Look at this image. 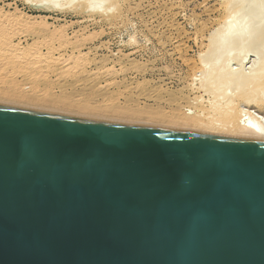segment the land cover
I'll return each mask as SVG.
<instances>
[{
	"label": "water",
	"instance_id": "95a60500",
	"mask_svg": "<svg viewBox=\"0 0 264 264\" xmlns=\"http://www.w3.org/2000/svg\"><path fill=\"white\" fill-rule=\"evenodd\" d=\"M0 264H264V141L0 104Z\"/></svg>",
	"mask_w": 264,
	"mask_h": 264
},
{
	"label": "rangeland",
	"instance_id": "374dc122",
	"mask_svg": "<svg viewBox=\"0 0 264 264\" xmlns=\"http://www.w3.org/2000/svg\"><path fill=\"white\" fill-rule=\"evenodd\" d=\"M234 1L237 4L238 0ZM234 1L106 0L103 5H100L101 7H98V11H90L81 7L78 9H47L42 7L39 0H0V16L4 17L3 19L0 17L2 19H0V28L5 30L4 32L0 29V33L2 32L0 38L2 40V37L6 35L5 37L11 40L8 41L9 46L4 44L5 51L2 50L3 40L7 38L0 41L2 43L0 51L9 53V51H6V47L8 50L11 45H15L16 50L14 51L17 53L23 54L26 51L25 56L23 54L24 57H26V54L27 56L31 54V51L34 55L46 53L57 57H51L48 60L49 62L47 61L49 68L46 67L45 62L40 64L38 66L39 71L38 69L36 71L37 67L34 68V65L37 64L24 66L26 64L24 58L11 59L14 55L10 57L11 55H4L5 53L0 54V58H2L0 60V76L2 75L0 77V104L87 119L143 125L148 124H145L144 120L142 122L125 121L116 118L115 115L117 114L113 113L131 112L143 119V115L149 113L150 110L161 112L170 110L171 112L181 113L182 110L188 112L194 111L204 104L206 106L213 99L214 94L216 93L217 97V93L220 94L224 88H232V90L230 88V91L228 89L227 94L234 92V88L231 86L232 83L229 81L230 76L232 77L233 68V71H235V68L240 66V69H236L237 72L244 71V69L245 72L246 69L249 72L250 65L254 64L258 67L257 62L264 54V42L262 46H259L261 51L258 46L254 49V45L251 47V45L245 43V39L247 42L246 37L240 40V47L235 50L227 43L228 46L225 47L232 48L230 56L238 55L237 59L234 56L236 61L234 57L227 59L230 62L226 61L227 64L229 63V65L226 64L229 66L228 68L231 67V74L227 80L229 84L225 86L218 83L215 85V89L214 86L210 89V93L205 90L208 94H204V89L202 92L201 90L197 91L196 87H199L200 81L207 77V75L202 74L204 71L200 69V59L204 57V51L207 50L209 36L221 24L220 22L227 19L237 24L241 23L240 25L243 27H240L244 36L246 30L247 35L248 30L250 32L249 27L246 28V25L250 23L248 26H252L253 22L257 24L260 12L263 11L262 13H264V9L260 10L257 17L255 14L257 15L258 12L253 10L252 12H256L254 14L250 12L252 18L250 15L247 16L246 13L248 9L250 10L249 7H257L258 3L262 1L253 0L250 1L249 6H246L245 4L248 5L249 3L247 0L246 3L245 1L241 3L244 6L243 11L242 9L240 11L239 8V11L236 10L238 14L235 12L234 14L230 13L231 16H228L227 9ZM224 9L227 11H224ZM249 19L258 21L252 20L251 23ZM262 19L263 22L259 23V27L260 25L264 26V18ZM252 27L251 29L255 31L258 25ZM226 51L225 54H227ZM235 51L239 53H235ZM70 53L72 56H70ZM239 54H241L240 56L242 54L246 55L240 65L237 62ZM197 56L200 58L199 63ZM66 60L68 61L67 64ZM64 64L70 67H66ZM191 65L194 66V69ZM63 66L65 68H62ZM244 66L245 68L241 69ZM195 71L198 73L196 74ZM200 74L204 77L202 78ZM192 75L193 78L195 77L193 81L191 80ZM233 76L236 75L233 74ZM32 77L33 79H31ZM210 79L212 78L210 77ZM196 81L200 83L198 82L197 85ZM189 83H194V86ZM226 89L222 92L225 95ZM210 94L213 97H210ZM198 95H200L199 100L202 97L200 102L203 100L201 105L200 102L198 103ZM193 98L194 102L192 101ZM185 103L188 105L190 103V105L185 106ZM193 106L197 108L194 109ZM177 108L179 109L177 110ZM251 111L264 118V111L260 113L255 107H252ZM98 112H111L114 119L112 120L113 117H99ZM149 125L151 124L149 123ZM156 126L163 127L161 125Z\"/></svg>",
	"mask_w": 264,
	"mask_h": 264
},
{
	"label": "bare ground",
	"instance_id": "6f19581e",
	"mask_svg": "<svg viewBox=\"0 0 264 264\" xmlns=\"http://www.w3.org/2000/svg\"><path fill=\"white\" fill-rule=\"evenodd\" d=\"M40 2H41V5H42V7L43 8H50V9H78V8H84V9H89L90 11L91 10H93V11H98V7H101L100 5H103L104 4V2L106 1V0H39ZM226 1V0H225ZM231 1V0H230ZM234 1V0H233ZM237 1V0H236ZM239 1V0H238ZM238 1H237V4L235 3V1L234 2H232V5L230 4V7L227 9V6H226V9L228 10V16H231V14L230 13H237V11L236 10H238L239 11V8H240V11H241V9H242V11L244 10V6L241 4V3H243L244 1H245V3H246V1L247 0H241V1H239L240 2V4L238 3ZM250 1H253V0H248V5H247V3L245 4L246 6H249L250 5ZM259 1V0H258ZM228 2V1H227ZM261 2H263V3H261ZM260 3H258V6L256 7V6H252V7H249L250 8V10L248 9L247 10V13H246V15L248 16V15H250V17L252 18V14H254L256 11L258 12L257 13V15L255 14V16H257L258 17V15H259V11L260 10H262V9H264V1L262 0ZM108 3V2H107ZM225 3V2H224ZM229 3H231V2H229ZM227 4V3H226ZM40 5V6H41ZM105 5H106V3H105ZM241 5L243 6V8L241 7ZM253 5V4H252ZM225 6V5H224ZM246 6H245V8H246ZM112 7V6H111ZM255 7V8H254ZM248 8V7H247ZM252 8V9H251ZM97 9V10H96ZM227 10H225L224 9V11H227ZM253 10H256L255 12H252ZM250 12H252V14H250ZM263 12V11H262ZM262 12H260L261 14L259 15V17H258V20H259V22L257 23L256 21H258V20H256V19H249L250 20V22L252 23L253 21L252 20H256L255 22L257 23V24H255L254 22V25H253V23L251 24L252 26H256V25H258V28L254 31V30H252L253 29V27L252 26H248V25H250V23L249 24H247L246 25V28L247 27H249L248 29H250V32H249V30H248V35H247V30H246V28H245V30H246V32H245V34L246 35H244L243 36V32H242V29H241V27H243V26H241L239 23L237 24L236 22L234 23V21H228L227 19H225V21H223V22H220L221 24H219V26L217 27V28H215L214 29V31L211 33V35L209 36V38H208V43H207V45L208 46H206V48H207V52L206 51H204V57L202 58V59H200V58H198V56H197V60H198V63H199V61L201 60V65L199 64V66L201 67L200 69L202 70V71H204L202 74L204 75V76H206L207 75V77H205L204 79H202V81H200L201 82V86L199 85V87L197 86L196 87V89H197V91H199V90H201V92L203 91V89H204V94L206 93V94H208L206 91H208L209 93H210V89L213 87L214 89H215V85H217L218 83L219 84H224L225 86H226V84H229L228 82L230 81L231 83V86H233V93L231 94V92H229V94H227V91H228V89H229V91H230V88L231 87H227L228 89H226V88H224V89H226V95H225V93L223 94L222 92L224 91V89H223V91H221V89L219 88V87H217L220 91H221V93L219 94V93H217L218 94V96L216 97V93L214 94L215 96L213 97V96H211L212 94H210V97H213V99L212 100H210L208 103V105H206L205 106V104L204 105H202V106H200L201 105V102L203 101H201L200 102V100L202 99V97L200 98V100H199V96L200 95H198V103L200 102V105L198 104V106H200L199 108H197L196 106H193L192 108H197L196 110H194V111H186V112H184L183 110H182V112L180 113V112H177V111H173V112H171L170 110L169 111H155V110H153V111H149V113H147L146 115H143V119L141 118V117H139L138 115H136L135 113L134 114H132L131 112H123V113H121V114H119V113H113V114H117V115H115L116 116V118H120V119H122V120H130V121H136V122H142L143 120H144V123L145 124H148L149 125V123L151 124V125H153V126H156V125H161V126H165L164 128H166V127H170V129H176V130H181V129H185V130H188V131H195V132H202V133H206V134H211V135H221V136H230V137H237V138H250V139H257V140H263L264 141V118H263V116H258V115H256V114H254V113H252V111H254V109H252V111H251V108L252 107H255V108H257V110H259L260 111V113H262L263 111H264V54L263 55H261V60H260V58H259V62H257V65H258V67H256L254 64H252V66L250 65V67L251 68H249L250 69V71L249 72H247L248 71V69H246V72H245V69H244V71L243 70H241V71H236V69L238 68V69H240V66L239 67H237V68H235V71H233V69H232V77L230 76V74H231V67L230 68H228L229 66H227V65H229V63L227 64V62L226 61H228L227 59H229L230 57H232V56H230L231 55V53H232V51H230V50H232V48H234L233 50H235V49H237L238 47H240L239 46V42H240V40H242L243 38H247V42H246V39L244 40V42L245 43H247V44H249V45H251V47L254 45V49H255V47H259V46H262V44H263V42H264V26H261L260 25V27H259V23H261V22H263L262 20V18H264V13H262ZM1 13V12H0ZM227 13V12H226ZM240 13H243V12H240ZM238 14V13H237ZM227 15V14H226ZM241 15V14H240ZM243 15H245V14H243ZM246 15H245V17H246ZM262 15V16H261ZM5 16V15H4ZM22 16H24V15H22ZM237 16V15H236ZM242 16V15H241ZM240 16V17H241ZM2 19L4 18V17H2V16H0ZM224 17H226V16H224ZM256 17V18H257ZM0 18V19H1ZM18 18V17H17ZM227 18V17H226ZM243 18V17H242ZM255 18V17H254ZM1 19V20H2ZM8 19V18H7ZM19 19H21L20 17H19ZM18 19V20H19ZM23 19V18H22ZM24 19H25V17H24ZM230 19V18H229ZM238 19H240V18H238ZM260 19H261V21H260ZM4 20H6V19H4ZM3 20V21H4ZM28 20V19H27ZM3 21H2V23H3ZM6 21H8V20H6ZM25 21V20H24ZM236 21V20H235ZM5 22V21H4ZM9 22V21H8ZM12 22V21H11ZM21 22V21H20ZM238 22V21H237ZM19 23V22H18ZM244 23V22H243ZM246 23V22H245ZM247 23H248V21H247ZM8 24H10V23H8ZM264 24V23H263ZM11 25V24H10ZM43 25V24H42ZM239 25V26H238ZM5 26V25H4ZM7 26V25H6ZM31 26V25H30ZM241 26V27H240ZM245 26V25H244ZM45 27V26H44ZM251 27H252V29H251ZM28 28V27H27ZM243 28V29H244ZM0 29H2L1 31H4L5 32V30H3V28H0ZM6 29V28H5ZM252 30V31H251ZM8 31V30H7ZM3 32V33H4ZM1 35L0 36H2V32L0 33ZM5 34H8V33H5ZM4 34V35H5ZM50 34V33H49ZM6 36V35H5ZM5 36H3L2 38L4 39V38H7V39H2L3 40V45L4 44H6V46H7V44H8V46L10 45L9 43H8V41L10 42L11 40H8V37H5ZM11 39V38H10ZM47 39V38H46ZM1 40V38H0V41H2ZM7 41V42H6ZM56 41V40H55ZM230 42V43H229ZM243 42V43H244ZM1 43V42H0ZM227 43H228V45H230L232 48H230L229 49V47H225V46H228L227 45ZM12 44V43H11ZM15 44V43H14ZM224 44H226V45H224ZM0 45H2V43L0 44ZM63 45V44H62ZM224 45V46H223ZM240 45H243V44H240ZM246 45V44H245ZM248 45V46H249ZM247 46V45H246ZM245 46V47H246ZM5 45L3 46V49L1 48V46H0V48L2 49V50H4L5 48ZM41 47V46H40ZM250 47V46H249ZM10 48V49H9ZM8 48V50H7V47H6V51H9V53H5L4 51L2 52V51H0V54L2 55V54H4V55H11L10 57H12L13 55L15 56H13L11 59H14V58H20V59H22V58H24V60H25V63L26 64H24V62H22L23 64H24V66H26V65H31V64H37V65H34V68L35 67H37L36 68V71H37V69L39 68L38 66H40V64H42V63H45L46 62V64L49 62L48 60L51 58V57H54L53 55H49V54H39V55H34V53L32 54V51L30 52L31 54H28V56H27V54H26V57H24L25 56V52L23 53L24 54V56H23V54L22 53H20V52H16V51H14V50H16L15 49V45H11L10 47ZM55 48V47H54ZM225 48H227L226 50L228 51H230V52H227L226 50H224ZM263 48H264V46H263ZM241 49V48H240ZM246 49H248V48H246ZM245 49V50H246ZM259 49H260V47H259ZM223 50H224V52L226 51V53L227 54H225L224 52H223ZM253 50V49H252ZM15 53H14V52ZM28 51V50H27ZM240 51V50H239ZM247 51V50H246ZM260 51H261V49H260ZM262 51H263V49H262ZM34 52V51H33ZM238 52V51H237ZM236 51H235V53H237ZM243 52H245V51H243ZM242 52V53H243ZM253 52V51H252ZM259 52V51H258ZM257 52V53H258ZM29 53V52H28ZM37 53V52H36ZM50 53V52H49ZM62 54H63V52H61ZM61 53H58V54H60V55H62ZM239 53V52H238ZM259 53H261V52H259ZM258 53V54H259ZM264 53V52H263ZM233 54H234V52H233ZM247 54V53H246ZM256 54V53H255ZM57 55V54H56ZM59 55V56H60ZM200 55H202V54H200ZM241 54H239V58H238V63H239V65H240V63L242 64L243 62V60H244V58H245V54H242V56H240ZM244 55V56H243ZM70 56H72V54L70 53ZM236 57V59H237V54H234L233 55V57ZM256 56V55H255ZM259 56H260V54H259ZM258 56V57H259ZM56 57V56H55ZM54 57V58H55ZM232 57V58H233ZM235 57H234V59H235ZM4 58V57H3ZM9 58V57H8ZM57 58V57H56ZM59 58V57H58ZM63 58V57H62ZM231 58V59H232ZM2 58H0V60H1ZM10 59V58H9ZM19 59V60H20ZM53 59V58H52ZM51 59V60H52ZM70 59V58H69ZM200 59V60H199ZM234 59H232V61H234ZM236 59H235V61H236ZM4 60V59H3ZM2 60V61H3ZM7 60V59H6ZM55 60V59H54ZM71 60V59H70ZM69 60V61H70ZM203 60V61H202ZM10 61V60H9ZM13 61V60H12ZM48 61V62H47ZM63 61V60H62ZM67 61V60H66ZM194 61V60H193ZM234 61V62H235ZM255 61V60H254ZM258 61V60H257ZM226 62V63H225ZM228 62H230V60L228 61ZM236 62V64L238 65V63ZM63 63V62H62ZM64 63H65V60H64ZM68 63V61L66 62V64ZM191 63H193V62H191ZM260 63V64H259ZM49 64H51V63H49ZM227 64V65H226ZM9 65V64H8ZM10 65H12V64H10ZM65 65V64H64ZM195 66H196V64H194ZM235 65V64H234ZM27 66V67H28ZM66 66V65H65ZM65 66H63L62 68H65ZM69 65H67L66 67H68ZM192 66V68L194 67L193 65H191ZM190 66V67H191ZM46 67H48V64H47V66ZM51 67V66H50ZM70 67V66H69ZM198 67V66H197ZM19 68V67H18ZM49 68V67H48ZM188 68V67H187ZM242 68H245V66L244 67H241V69ZM247 68V67H246ZM253 68V70L251 71V69ZM256 68V69H255ZM24 69V68H23ZM54 69V68H53ZM59 69V68H58ZM194 69V68H193ZM198 69V68H197ZM200 69H199V73H200ZM230 69V70H229ZM69 70V69H68ZM0 71H1V68H0ZM38 71H39V69H38ZM55 71H56V69H55ZM207 71V72H206ZM57 72V71H56ZM190 72L192 73V71H191V68H190ZM196 72V71H195ZM205 72H206V74H205ZM7 73V72H6ZM24 73V72H23ZM38 73V72H37ZM198 72H196V74H197ZM237 73V74H236ZM39 74H40V72H39ZM65 74V73H64ZM233 74L234 75H236L235 77L233 76ZM33 75V74H32ZM199 75V74H198ZM208 75H210L209 76V78L211 77L212 79H210L209 80V78H208ZM2 76V75H1ZM0 76V77H1ZM26 76V75H25ZM189 76V75H188ZM200 76H201V74H200ZM199 76V77H200ZM204 76H201L202 78L204 77ZM229 76H230V78H229ZM36 77V76H35ZM190 78H191V75H190ZM228 78H229V81H227L228 80ZM231 78H232V80H231ZM234 78V79H233ZM1 79V78H0ZM31 79H33V77L31 78ZM35 79V78H34ZM45 79V78H44ZM189 79V78H188ZM193 79H195V77L193 78V75H192V81H193ZM196 79L198 80V77H197V75H196ZM208 79V80H207ZM199 81H196L195 83H197V85H198V82ZM199 82V83H200ZM189 84H191V83H189ZM194 84V83H193ZM193 84H191V85H193ZM190 85V86H191ZM223 85V87H225ZM194 86V85H193ZM192 86V87H193ZM219 86V85H218ZM227 86H229V85H227ZM192 87H189L190 89L192 88ZM220 87H221V85H220ZM199 88V89H198ZM216 88V89H217ZM187 89V88H186ZM206 90V91H205ZM231 90H232V88H231ZM212 91H214V90H212ZM211 91V92H212ZM218 91V90H217ZM192 92V91H191ZM215 92V91H214ZM189 93V92H188ZM196 93V92H195ZM190 94V93H189ZM198 94V93H197ZM225 95V97H222L221 98V96H224ZM191 96H193V95H191ZM197 97V96H196ZM209 97V98H210ZM192 98V97H191ZM195 98V97H194ZM194 98H193V102H194ZM204 98V97H203ZM225 98V99H224ZM185 99V98H184ZM184 99H183V101H184ZM196 99V100H197ZM207 99V98H206ZM223 99H224V101H223ZM190 100V99H189ZM206 101V100H205ZM223 101V102H222ZM192 102V103H193ZM112 103V102H111ZM191 103V102H190ZM190 103H189V105H190ZM197 103V102H196ZM205 103V102H204ZM32 104H34V103H32ZM180 104V103H179ZM207 104V103H206ZM110 105V104H109ZM109 105H108V107H109ZM186 105H188L187 103H185V106ZM188 105V106H189ZM191 105H193V104H191ZM107 107V108H108ZM109 108H111V107H109ZM191 108V109H192ZM179 108H177V110H178ZM187 109V108H186ZM256 111V110H255ZM259 111H258V113H259ZM262 111V112H261ZM104 112V111H103ZM103 112H98L97 114H98V116L99 117H103V118H110V117H113V114L111 113V112H105V113H103ZM184 112V113H183ZM257 112V111H256ZM95 113H96V111H95ZM94 113V114H95ZM262 115V114H261ZM115 118V120H117ZM114 119V117L112 118V120ZM119 120V119H118ZM121 121V120H120ZM160 127V126H159Z\"/></svg>",
	"mask_w": 264,
	"mask_h": 264
}]
</instances>
